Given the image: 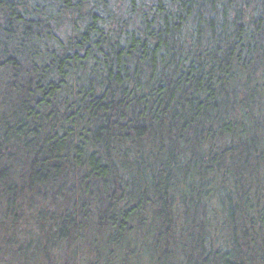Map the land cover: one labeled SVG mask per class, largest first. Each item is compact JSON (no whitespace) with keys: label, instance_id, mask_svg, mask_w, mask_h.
<instances>
[{"label":"trees","instance_id":"1","mask_svg":"<svg viewBox=\"0 0 264 264\" xmlns=\"http://www.w3.org/2000/svg\"><path fill=\"white\" fill-rule=\"evenodd\" d=\"M0 264H264V0H0Z\"/></svg>","mask_w":264,"mask_h":264}]
</instances>
